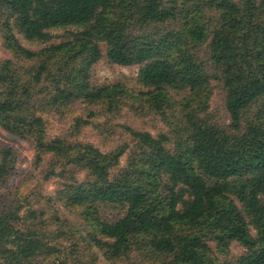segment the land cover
<instances>
[{
	"label": "trees",
	"instance_id": "16d2710c",
	"mask_svg": "<svg viewBox=\"0 0 264 264\" xmlns=\"http://www.w3.org/2000/svg\"><path fill=\"white\" fill-rule=\"evenodd\" d=\"M197 2L180 9L178 0H0V13L8 12L28 42L49 43L53 29H81L38 53L9 37L16 54L38 59L32 84L47 81L51 105L82 99L111 113L142 101L156 114H183L186 138L174 148L164 135L130 128L133 147L123 143L108 153L61 138L38 142V152L85 171L83 181L68 179L66 170L60 174L65 183L57 200L78 211L83 239L109 261L142 251L163 264H264V0ZM206 11L215 15L210 31L201 21ZM128 21L148 32L133 34ZM103 56L111 65L141 67L143 90L133 92L120 82L93 87L90 71ZM215 78L225 92L227 128L200 119ZM21 87L29 88L27 82ZM0 89L1 123L28 127L18 113L25 100L17 96L7 64ZM170 92L184 98L175 102ZM249 111L253 121L244 118ZM127 154L128 166L115 172ZM10 155L4 150L0 179L8 174ZM233 182L241 183L238 200L245 213L231 198ZM104 207L123 214L108 222L100 216ZM3 223L0 264H32L59 253L36 231L14 232ZM8 237L10 247L2 244ZM233 243L245 250L239 258L231 257Z\"/></svg>",
	"mask_w": 264,
	"mask_h": 264
},
{
	"label": "rangeland",
	"instance_id": "374dc122",
	"mask_svg": "<svg viewBox=\"0 0 264 264\" xmlns=\"http://www.w3.org/2000/svg\"><path fill=\"white\" fill-rule=\"evenodd\" d=\"M196 5L197 0H178L180 9ZM201 21L210 31L215 25V15L206 11ZM128 24L130 32L135 35L148 32L138 27L133 28L130 21ZM80 30L75 27L53 29L50 31L52 39L49 43L28 42L18 32L14 20L9 19L8 12L0 13V70L5 64L8 65L10 78L16 85L17 96L25 100L18 113L26 117L30 124L25 129L15 130L13 125L0 121V160L4 150L11 151L7 161L8 174L0 179V219L6 222L2 227L6 228L7 224L14 232L24 233L34 230L45 236L43 241L46 244L58 249L56 256L43 260L38 258L32 264H163L142 251H133L120 260L109 261L101 251L91 246L86 238L83 239L84 224L78 211L67 208L63 202L58 201L57 193L61 190V184L65 183L60 176L64 170L68 179L74 177L78 181L86 179L85 171L73 165L64 168V160L54 153L38 152V142L47 144L56 138L70 143L92 144L103 153H108L123 143L132 148V138L126 128L148 132L154 137L164 135L169 148L176 147L186 138L182 113L177 111L165 115L156 114L142 101H128L129 108L111 113L103 104L89 105L82 99L72 104H50L45 94L47 81L43 80L39 85L32 84L35 68L39 64L38 59H25L16 54L10 48L9 37L14 36L23 48L38 53L50 44L64 41L68 34ZM200 58L206 63L204 48ZM140 72L139 66L123 68L111 65L103 56L90 71V82L93 87L120 82L131 91L139 92L143 90L138 81ZM209 74L215 73L210 70ZM23 82H27L29 88L21 87ZM211 86L212 93L200 119L209 126L227 128L230 120L224 109L225 92L216 78L211 80ZM24 89L30 90L26 94ZM3 91L0 89V98ZM170 94L175 102L184 98L182 93ZM244 118L253 121L254 115L249 111ZM35 119H40V122H35ZM128 161L129 154L121 158L118 167L114 169L115 172L126 169ZM240 185L241 183L233 182L230 194L245 213L238 200ZM122 214L121 209L114 207H104L100 211L101 218L108 222H113ZM12 242L8 237L2 244L6 243L5 245L10 247ZM211 247L214 249L212 244ZM230 252L232 258H239L245 250L239 244L233 243Z\"/></svg>",
	"mask_w": 264,
	"mask_h": 264
}]
</instances>
